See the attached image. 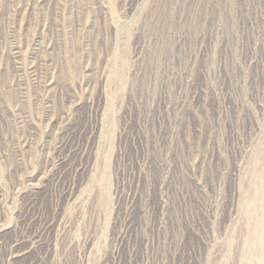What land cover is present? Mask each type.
<instances>
[{"label":"rangeland","instance_id":"obj_1","mask_svg":"<svg viewBox=\"0 0 264 264\" xmlns=\"http://www.w3.org/2000/svg\"><path fill=\"white\" fill-rule=\"evenodd\" d=\"M0 264H264V0H0Z\"/></svg>","mask_w":264,"mask_h":264},{"label":"bare ground","instance_id":"obj_2","mask_svg":"<svg viewBox=\"0 0 264 264\" xmlns=\"http://www.w3.org/2000/svg\"><path fill=\"white\" fill-rule=\"evenodd\" d=\"M30 181H31V179H30ZM32 183V182H31ZM30 184V183H29ZM33 185V184H32ZM32 190V189H31ZM33 190H35L34 188H33Z\"/></svg>","mask_w":264,"mask_h":264}]
</instances>
